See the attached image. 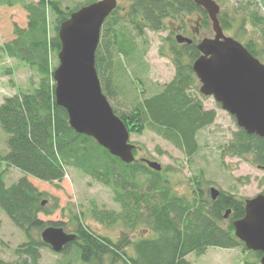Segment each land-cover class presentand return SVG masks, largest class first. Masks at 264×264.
<instances>
[{
  "label": "trees",
  "instance_id": "1",
  "mask_svg": "<svg viewBox=\"0 0 264 264\" xmlns=\"http://www.w3.org/2000/svg\"><path fill=\"white\" fill-rule=\"evenodd\" d=\"M13 1L0 0V5H12ZM93 2L88 0L85 5ZM128 2L126 8H117L104 21L95 53V69L102 92L108 98L114 95L110 76L113 52L126 61H132L140 57L137 40L146 30L160 32L165 30L166 22L181 20V31H184L183 19L191 14L197 15L198 28L209 25L206 14L191 0ZM78 8L62 10L59 2L54 0L25 4L27 26L24 29L15 27L14 39L0 48L6 57L27 65L39 77L37 87L31 92L5 97L0 104V128L7 135V152L0 156V165L51 184L61 183L66 169L73 168L110 188L124 213L120 216L92 210L90 213L94 218L106 223L122 219L130 221L133 227L143 218V208L154 237L136 241L121 239L119 243H113L91 231L77 218L74 231L77 238L59 254L65 256L72 250L82 264H101L107 256L113 263L122 264H189L186 260L188 255L199 257L210 247L242 248L247 252L243 243L234 236L232 226L233 221L244 216V202L223 193L214 201L199 194L197 203L196 200L190 202L185 197H178L173 194L163 171L154 172L140 161L126 165L92 138L77 134L69 127L65 110L55 104L51 63L60 50L59 25ZM48 11L55 18L52 28ZM219 21L223 30L228 28L223 14L219 15ZM251 22L255 27H264V17L255 12ZM195 44V41L186 45L171 40L173 79L156 94L135 100L128 112L119 113L113 109L129 134L140 135L147 126L151 127L188 158L197 152L198 132L211 126L216 118L214 110H204L200 100L190 94V90L195 88L191 65L199 57ZM244 47L254 58L264 57V50L256 49L252 43H246ZM224 150L232 157L250 156L254 165L264 167V140L247 135L241 129ZM2 172L0 209L27 239L16 252L23 253L35 263L39 250L50 247L41 239L33 240L30 234H40L46 224L39 215H50L51 211L42 206L44 193L39 192L26 176L6 186ZM227 210H230L229 223L222 227L219 223ZM51 225L60 227V224ZM126 245L131 246L132 256L126 253ZM250 253L257 261H245V264H258L260 253Z\"/></svg>",
  "mask_w": 264,
  "mask_h": 264
},
{
  "label": "rangeland",
  "instance_id": "2",
  "mask_svg": "<svg viewBox=\"0 0 264 264\" xmlns=\"http://www.w3.org/2000/svg\"><path fill=\"white\" fill-rule=\"evenodd\" d=\"M54 1L59 2L62 10H74L88 2V0ZM117 1L119 9H124L129 4L128 0ZM215 1L220 6V14H223L228 22V28L223 30V34L243 46L252 43L256 49L264 50V27H255L251 22L254 12L264 17V0ZM36 2L37 0H14L12 5H0V48L14 39L15 27L24 29L27 26L24 5ZM48 19L52 28L55 18L50 11H48ZM183 20L185 30L182 32H178V27L182 29L181 20L166 22L165 30L160 32L146 30L142 38L137 40L140 57L132 61H126L113 52L110 76L114 95L111 98L106 97L112 110L119 113L128 112L135 100L156 94L173 79L175 70L171 62L170 49L171 40H175L177 34L192 38V34L197 33L195 42L213 37L210 24L207 28L196 26L198 22L196 14H191ZM125 28L129 30L127 25ZM257 60L264 64V57ZM51 66L53 70L58 66L57 58L52 60ZM38 81L39 77L31 68L6 57L0 51V104L5 97L20 92H31L37 87ZM199 88L200 84L195 78V88L190 90V94L200 100L204 110H214L216 118L211 126L198 132L197 152L190 158L186 157L180 149L147 126L140 135L129 134V142L140 148L135 158L159 163L173 194L185 197L190 202H195L199 194H203L204 197L209 196L210 187L218 190L219 194L231 195L242 202L264 194V170L254 165L250 156L238 158L224 153V147L238 132L235 120L223 111L212 97L202 96ZM6 139L7 135L0 128V156L7 152ZM0 172L3 174L6 186L26 176L39 192L44 193L45 208L51 211L50 215H39V219L46 224L45 228L52 227L51 223L60 224L57 228H62L67 233H74L76 220L80 218L91 231L113 243H119L121 239L136 241L154 237L151 225L145 219L146 209L143 208L141 210L143 218L133 227L130 221L122 219L106 223L94 218L90 213L92 210L120 216L124 213L121 206L115 202L110 188L73 168H67L62 182L54 184L37 180L5 165H0ZM228 223L229 219L226 218L219 225L226 227ZM30 235L33 240L40 239L38 232H32ZM26 242L24 233L16 228L0 209V263L82 264L72 250L64 256L48 248L40 249L38 260L32 263L26 255L16 252ZM125 250L129 256L133 255L131 246L126 245ZM186 260L189 264H245V261L252 263L257 261L250 252H244L242 248L215 247L208 248L199 257L190 254ZM101 264L122 263H113L107 256L103 258Z\"/></svg>",
  "mask_w": 264,
  "mask_h": 264
},
{
  "label": "water",
  "instance_id": "3",
  "mask_svg": "<svg viewBox=\"0 0 264 264\" xmlns=\"http://www.w3.org/2000/svg\"><path fill=\"white\" fill-rule=\"evenodd\" d=\"M191 1L206 14L213 32L212 38H203L196 44L199 57L191 65L200 84L199 93L212 97L247 135L264 140V64L223 34L220 6L215 0ZM116 7V0H99L72 12L59 25L58 66L52 72V80L55 104L65 110L69 127L92 138L111 156L128 165L135 162L136 146L129 142L125 124L113 113L102 93L95 69L101 27ZM175 41L193 43L181 34L175 36ZM142 162L154 172L161 171V165L155 161ZM209 192L211 200L219 196L214 187ZM229 213L230 210L225 212L224 219ZM232 226L235 237L246 250L259 252V263L264 264V195L245 200L244 216L233 221ZM76 238L75 234L55 227H47L40 234L41 241L54 253H60Z\"/></svg>",
  "mask_w": 264,
  "mask_h": 264
},
{
  "label": "flooded vegetation",
  "instance_id": "4",
  "mask_svg": "<svg viewBox=\"0 0 264 264\" xmlns=\"http://www.w3.org/2000/svg\"><path fill=\"white\" fill-rule=\"evenodd\" d=\"M116 1H117V0H116ZM117 6H118V1H117ZM181 30H182V29H180V28L178 27V32H182ZM196 34H197V33H193V34H192V38H195ZM138 151H139V148L137 147V151H136V152H138ZM209 189H210V188H209ZM208 193H209V190H208Z\"/></svg>",
  "mask_w": 264,
  "mask_h": 264
}]
</instances>
